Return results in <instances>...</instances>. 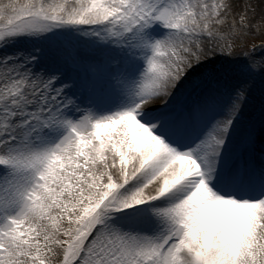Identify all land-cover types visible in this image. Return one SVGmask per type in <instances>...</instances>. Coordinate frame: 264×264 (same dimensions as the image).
<instances>
[{
	"label": "snow or ice",
	"instance_id": "1",
	"mask_svg": "<svg viewBox=\"0 0 264 264\" xmlns=\"http://www.w3.org/2000/svg\"><path fill=\"white\" fill-rule=\"evenodd\" d=\"M0 264H264V0H0Z\"/></svg>",
	"mask_w": 264,
	"mask_h": 264
}]
</instances>
